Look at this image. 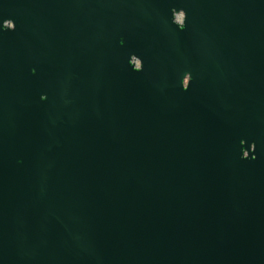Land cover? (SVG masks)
Segmentation results:
<instances>
[{
	"label": "water",
	"instance_id": "water-1",
	"mask_svg": "<svg viewBox=\"0 0 264 264\" xmlns=\"http://www.w3.org/2000/svg\"><path fill=\"white\" fill-rule=\"evenodd\" d=\"M0 264H264V0H0Z\"/></svg>",
	"mask_w": 264,
	"mask_h": 264
}]
</instances>
